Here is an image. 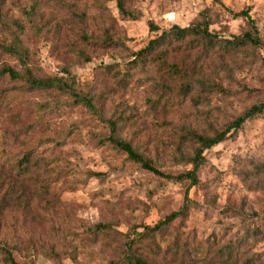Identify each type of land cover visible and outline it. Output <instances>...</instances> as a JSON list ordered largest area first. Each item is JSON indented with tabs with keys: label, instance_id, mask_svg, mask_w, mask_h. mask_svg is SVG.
I'll list each match as a JSON object with an SVG mask.
<instances>
[{
	"label": "rangeland",
	"instance_id": "obj_1",
	"mask_svg": "<svg viewBox=\"0 0 264 264\" xmlns=\"http://www.w3.org/2000/svg\"><path fill=\"white\" fill-rule=\"evenodd\" d=\"M123 3L133 17L115 0H0V69L25 63L38 77L67 70L98 112L0 74V242L18 264H105L125 233L178 210L187 193L186 214L156 238L161 252L175 238L183 262L264 264V113L204 151L195 184L143 169L107 140L105 121L160 171L192 169L187 129L211 135L264 101V0ZM242 10L257 46L228 43L251 30ZM203 15L219 38L212 48L186 38L142 51L163 30ZM16 39L23 59L7 49ZM97 224L111 228L90 233ZM0 264H8L2 251Z\"/></svg>",
	"mask_w": 264,
	"mask_h": 264
},
{
	"label": "trees",
	"instance_id": "obj_2",
	"mask_svg": "<svg viewBox=\"0 0 264 264\" xmlns=\"http://www.w3.org/2000/svg\"><path fill=\"white\" fill-rule=\"evenodd\" d=\"M118 9L124 16H131L133 14L130 13L124 7L123 0H115ZM239 15L244 16L249 25L251 26L250 31L244 32L241 36L235 37L233 40L228 41L231 47L240 48L244 45H254L257 46L261 42L260 35L255 29L253 20L250 18L247 10H242ZM208 16L203 15V19L197 22H194L186 27H180L178 25H172L167 30H163L159 35L152 38L147 46L142 50L145 52H150L156 48H160L163 46L170 47L173 44H183V41L188 38L187 43H200L204 50L212 48L217 43L218 36L216 34L211 33L208 30ZM151 27H154L151 25ZM105 41L107 44H117L118 42H114L115 40L111 37H106ZM227 47V46H226ZM8 51H11L18 58L23 59L27 57L26 50L20 44V41L16 39L11 45L8 46ZM161 51H166V49H162ZM24 69L22 71H18L17 69L4 65L0 69V74H7L8 77L12 80H24L26 86L30 90H38V91H54L60 94H68L73 100L77 103H82L88 108L94 110L96 113L97 109L92 103L90 97L86 94H82L75 89L74 86V78L69 74V71H66V76H47V77H38L35 76L31 69L23 63ZM171 67V66H170ZM176 73L179 72L178 69H175ZM264 113V101L252 105L248 110L244 113L237 116L235 119L230 121L223 129L215 130L211 135H202L198 134L195 131L187 129L186 135L190 136L192 140L196 143V148L194 149L193 155L190 161L193 163V167L190 170L182 172L177 175L166 174L160 171L156 166L152 164V162L146 157L142 156L139 152H137L129 142L121 139L118 136L117 125L113 119H106V125L109 128V135L107 136V140L112 143L115 147L123 150L130 159L138 162L143 169H146L152 172L155 175L164 177L166 179H174L182 181L187 179L191 184H195L197 182L196 171L200 164L204 161L203 153L206 149L213 147L214 145L222 142L227 137L232 135L235 131L240 129L246 120L252 118L258 114ZM28 159V158H27ZM27 168V166H25ZM95 175H100L97 173ZM188 195L185 194V201L181 205V207L166 215L163 219L159 220L157 223L149 226L144 225L143 229L140 232H136V228L133 230V233L127 232L124 235L123 245L120 250L118 257L115 259L108 260L105 264H162V261L156 259L158 256V252L163 255H170L171 263L169 264H192L193 261L188 260L187 262H183V249L180 256H178V248L177 242L175 238L173 239L172 246L170 249L165 248L162 252L160 251V245L158 241H156L157 237L162 236L164 234L170 223L179 218L183 217L188 209ZM111 227L108 224H97L92 228H89L90 233H98V232H106ZM132 231V230H131ZM144 242H148V244L143 247ZM109 245V243L104 244ZM146 248V249H144ZM157 249V251H155ZM0 251L4 253V260L8 264H18V262L12 256V253L9 248H7L4 244L0 242ZM230 257V256H229ZM248 262V260L246 261Z\"/></svg>",
	"mask_w": 264,
	"mask_h": 264
}]
</instances>
